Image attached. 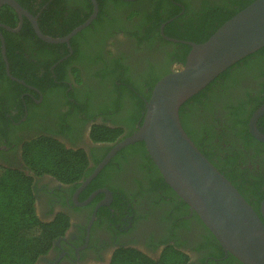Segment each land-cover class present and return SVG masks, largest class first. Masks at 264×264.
Listing matches in <instances>:
<instances>
[{
  "label": "flooded vegetation",
  "instance_id": "af4514ba",
  "mask_svg": "<svg viewBox=\"0 0 264 264\" xmlns=\"http://www.w3.org/2000/svg\"><path fill=\"white\" fill-rule=\"evenodd\" d=\"M201 1L182 0L175 2V7H180L179 14H192ZM154 3L138 0L134 6L137 15L129 16L133 10L122 11L113 28L104 25L88 40L78 39L76 56L58 67L61 78L52 73L51 82L48 78L43 81V90L14 76L20 81L7 77L23 90L15 85L2 88L0 84V170H20L33 177L35 212L42 222H52L58 214L67 218L66 228L52 238L34 264H112L122 250H134L156 261L169 246L186 255L185 264H241L223 251L197 214L163 184L150 161L140 154L122 152L133 143L116 150L84 183L113 147L137 130L144 113L140 105L147 100L150 89L145 77L179 68L174 55L168 57L167 53L178 49L174 43L188 45L161 34L165 23L159 25L154 39H136L133 34L141 24L140 14L149 12ZM104 6V15L110 17L109 2ZM82 7L79 0H69L65 5L79 14ZM68 14L63 11L64 16ZM147 25H142L141 31ZM66 47L67 55L50 64L48 70L73 52L70 43ZM27 50L33 54L43 52L33 44ZM25 57L37 66L40 61H50L45 56L29 57L26 52ZM116 65L120 82L114 79ZM42 70H34L40 82ZM218 93H224L223 97L214 98L205 107L187 108L185 122L198 137L206 130L212 134L215 154L222 156L232 134L228 128L229 109L241 108L243 117L251 111L246 122L250 133L249 119L264 104V54L242 65L231 84ZM241 99L247 103L240 107L225 105ZM96 125L122 131L114 140L95 141L91 132ZM255 126L264 133V112ZM40 136L50 137L66 149L84 152L86 167L78 179L62 182L48 173L35 174L27 167L23 147ZM238 169L241 181L259 186L260 193L264 191V149L245 151ZM263 196L258 202L259 213Z\"/></svg>",
  "mask_w": 264,
  "mask_h": 264
},
{
  "label": "trees",
  "instance_id": "16d2710c",
  "mask_svg": "<svg viewBox=\"0 0 264 264\" xmlns=\"http://www.w3.org/2000/svg\"><path fill=\"white\" fill-rule=\"evenodd\" d=\"M16 1L30 14L37 17V24L42 33L52 37H61L69 33L74 27L82 23L92 10L90 0H79L83 6L82 14L75 13L70 8H65L69 0ZM106 1L110 4V12L108 13L109 15L111 14L110 17L104 15L106 12L104 3ZM179 1L182 2V0H153L155 2L154 7L149 12L140 14L141 24L136 27L138 32L133 34L137 37L136 39L138 41L140 39H154L159 30V25L165 23L163 28L164 35L199 43L207 39L222 23L253 0H202L199 9L192 14H188L185 11L179 14L180 7H175V2ZM96 2L98 4L97 16L89 25L69 40L73 52L62 62H59L51 71L48 70L50 64L57 62L60 58L67 55L68 48L65 43H49L41 40L34 33L30 22L26 18H23L22 26L16 32H11L0 27V32L4 38L5 55L10 74L22 79L25 83H32L43 90V81L48 78L51 82L52 78L50 75L52 73L57 75V79L61 78L58 67L76 56L77 48L75 42L78 39L88 40L87 37L95 36L100 32L98 29L104 25L113 28L112 25L117 15L120 12L122 13V11L133 10L129 13V16L139 13L134 9L138 0H96ZM165 5L167 8H165ZM65 10L69 11V14L66 16L63 15V11ZM17 22L18 17L13 8L7 4H2L0 6V23L13 28L17 25ZM145 23L148 25L144 27V31H141V26ZM31 44L39 47L43 52L33 54L32 50H27ZM173 46L178 49L167 53V56L174 55L180 67L185 61L190 46L180 43H174ZM24 51L29 57L45 56L50 58V61L47 63L40 61L37 66L33 62H29L25 57ZM262 54H264V46L228 66L205 87L185 100L178 110L180 123L189 138L204 156L234 185L259 216L258 202L263 196L264 191L262 193L258 192L259 186L254 183L246 185L241 181L237 173L240 171L238 169L239 161H242V155L245 151L254 150L260 152L261 149H264V143L254 140L247 130V116L251 114V111L248 112L246 117H243L241 108L229 109L228 128L232 134L226 142V148H224L226 154L222 156L215 154L216 146H213L214 144L212 145L211 143L213 135L206 130L207 132L204 131L200 137L196 136L186 125L185 117L187 108L195 110L198 106L205 107L211 101H214V98L223 97L224 93L219 94L218 92L231 84L241 66L248 65L254 58ZM37 67L44 68L42 70L43 76L41 82L37 79V72H34ZM117 67V65L114 67L116 74L114 79L120 82L122 78L119 76L120 70ZM166 73L168 72L164 71L161 74H152L145 77L150 87L146 99L149 98L150 91L155 82ZM33 80L37 83H34ZM0 84H2V88H9V85L12 87L15 85L16 89H24L16 82L10 80L5 74L1 52ZM215 94L218 95L214 96ZM245 103L247 102L241 99L234 103L226 102L225 105L240 107ZM140 107L144 111L143 103H141ZM121 131L119 128L96 125L92 127L91 134L95 141H111ZM122 152L140 154L143 159L150 161L155 170L158 171L155 164L149 158L142 141L130 144ZM22 156L25 164L33 173H48L55 176L58 180L67 183L78 179L86 167L83 151L66 149L56 140L45 136H40L27 142L23 147ZM216 158L217 160H214ZM160 177L163 184L175 194L164 182L161 175ZM176 197L178 196L176 195ZM34 201L33 177L31 175L14 169L0 170V264H34L36 257L46 251L52 238L66 228L67 218L62 214L56 215L52 222H42L36 215ZM180 201L182 200L180 199ZM229 255L232 257L231 254ZM186 258V255L182 252L169 246L164 249L156 261L148 259L134 250H122L116 253L112 264H185Z\"/></svg>",
  "mask_w": 264,
  "mask_h": 264
},
{
  "label": "water",
  "instance_id": "95a60500",
  "mask_svg": "<svg viewBox=\"0 0 264 264\" xmlns=\"http://www.w3.org/2000/svg\"><path fill=\"white\" fill-rule=\"evenodd\" d=\"M91 2L92 12L82 23L64 36L52 37L42 33L35 16L16 0H0V6L7 4L12 7L19 19L13 28L4 24H0V27L18 31L23 17H26L41 40L69 46V40L97 15L96 0ZM162 27L163 24L161 34ZM167 39L185 42L190 46L183 65L155 82L149 98L145 100L143 117L137 130L118 142L84 183L97 173L116 150L142 141L164 182L197 214L223 251L242 264H264V196L259 216L189 138L178 114L180 105L220 72L264 46V0H253L202 42ZM0 52L6 75L17 80L9 72L1 32ZM263 112L264 104L249 119L250 133L261 142H264V133L256 128L255 121Z\"/></svg>",
  "mask_w": 264,
  "mask_h": 264
}]
</instances>
